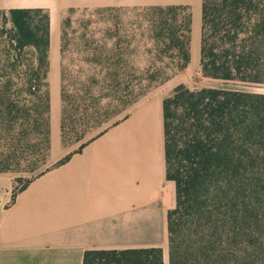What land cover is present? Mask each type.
Returning <instances> with one entry per match:
<instances>
[{"label": "trees", "instance_id": "trees-1", "mask_svg": "<svg viewBox=\"0 0 264 264\" xmlns=\"http://www.w3.org/2000/svg\"><path fill=\"white\" fill-rule=\"evenodd\" d=\"M96 13L104 28L91 62L118 104L129 108L187 67L188 6L106 7ZM123 13L132 26L130 39L142 29L137 37L151 46L153 61L145 76L119 74L126 61L100 50L115 37ZM69 21L68 16L60 21L59 54ZM48 46L45 10H0V173L13 172L11 161L19 165L16 152L34 172L15 178L12 196L48 158ZM198 71L225 84L264 86V0H200ZM63 73L62 68L59 139L67 147L84 134L69 126L71 115H85L88 106L80 96L66 103ZM161 108L164 178L174 188V204L166 213L168 264H264V93L177 85ZM82 264H162L161 250L86 251Z\"/></svg>", "mask_w": 264, "mask_h": 264}, {"label": "crops", "instance_id": "crops-1", "mask_svg": "<svg viewBox=\"0 0 264 264\" xmlns=\"http://www.w3.org/2000/svg\"><path fill=\"white\" fill-rule=\"evenodd\" d=\"M25 3L17 8H36ZM58 82L59 46L50 32L48 166L13 196L16 176L0 173V264H82L86 251L150 248L168 264L166 213L174 188L164 178L161 108L168 91L140 98L76 152L60 143Z\"/></svg>", "mask_w": 264, "mask_h": 264}, {"label": "rangeland", "instance_id": "rangeland-1", "mask_svg": "<svg viewBox=\"0 0 264 264\" xmlns=\"http://www.w3.org/2000/svg\"><path fill=\"white\" fill-rule=\"evenodd\" d=\"M21 1H26L27 3H21ZM149 1L157 3L156 5L164 6L161 3L167 0ZM178 1L181 2V5L188 6L190 10L189 63L183 71L172 75L165 82L156 86L155 89L164 88L168 91V95L177 85H183L189 90L212 88L264 93L263 85L225 84L200 76L198 71L200 0ZM134 2L136 1L134 0ZM24 3L29 7L32 5L36 8H41L48 13L49 33L51 32L55 36L56 41L58 40V46L60 43V21L67 16L70 18L69 24L63 28L65 37L63 36L62 54H59L58 83L60 88V70L63 68L64 80L61 84L67 96L66 103L68 105L74 104L75 98L80 96L79 100H84V103L88 106L85 115H71L73 116L71 120L74 123L73 125L69 123V126H75L76 130L80 128L84 131L79 141H72L71 139L68 142L69 148H77V146L90 140L103 129L120 119L128 109L127 106L120 105L115 101L116 95L114 92L110 91L104 85H101L99 82V78H101L99 69L91 62V54L95 50V47H100L101 30L104 28L103 24L98 20V13L96 11L106 7L132 9L150 5H144L145 3L138 1L136 5L122 3V1L118 0H0V10L17 8ZM122 16H124V13ZM127 16L125 14V20H123L122 24L117 25L115 37L106 42L104 47L101 46L100 50L104 54L106 49L107 51L111 50V54L109 53V55H111L112 60L122 59L126 61L124 71L118 72L119 74L129 78H138L146 75L144 69L149 65L150 61H153V54L148 52L151 48L150 44L137 37L138 32L140 34L143 32L142 29L134 31L136 35L134 41L130 39L133 38L131 36L132 26L127 22ZM98 40L99 43L97 42ZM116 54L120 55L117 56ZM49 81L52 86L53 78H49ZM12 144L14 145V141ZM31 156L35 157V155ZM22 158L23 156L16 152L15 160L19 161V165L16 166L14 161L10 163L12 173L16 178H21V180L29 178L34 173L29 172L33 166L26 164ZM47 166L48 160H45L38 164V169L42 170Z\"/></svg>", "mask_w": 264, "mask_h": 264}]
</instances>
